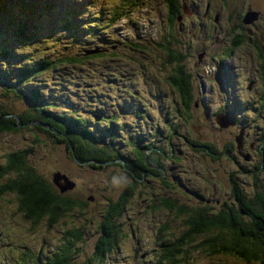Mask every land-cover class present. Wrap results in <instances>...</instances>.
Wrapping results in <instances>:
<instances>
[{
    "label": "rangeland",
    "instance_id": "374dc122",
    "mask_svg": "<svg viewBox=\"0 0 264 264\" xmlns=\"http://www.w3.org/2000/svg\"><path fill=\"white\" fill-rule=\"evenodd\" d=\"M250 1L255 2V0ZM256 1L260 2V0ZM241 2L242 0H228L226 2L227 7L220 10L221 6L218 0H186L185 7L191 10V13L183 12L182 20L177 21L174 26L175 37L185 44V50L191 55L190 66L198 76L200 72L201 77L204 78H201L203 83L200 88L201 105H203L205 99L213 96L210 94L211 90L207 86L209 84L214 86L215 94L218 93L219 87H221L223 90L222 97L224 96L223 70H217L218 72L212 73L214 68L210 69V50L212 48V50L220 52L233 39V33L228 30L234 24V20L237 19L236 11L240 9L242 11L243 9L241 8ZM82 3V6L77 8L78 11L75 19L68 27H65V23L60 18L58 10L53 11L52 8L43 9V3L38 1H35V4L41 8L34 11L33 15H26L22 11L19 2L8 5L6 11L0 14V50H9L12 53L10 57L2 58L0 56V74L4 73L3 69H5L8 73L11 72L12 75H15L16 70L20 69H16L17 66L34 63L42 57L55 59L61 63L56 70L51 69L30 81L26 80L19 83V91L29 98L33 96L32 90H35L34 88L40 89L41 93L38 96V100L44 99V103L53 104L54 109L52 110L59 112L61 115L59 122L63 121L62 114H70V107L73 106L80 110L79 114L82 117L86 120L88 119V111H91L93 106L92 104L90 107L89 103L93 102H90L87 97L88 92L91 91L87 90L86 85L89 83L93 84V99H97L96 93L103 91V79L97 73L103 71L106 65L104 59L90 60L81 66L66 64L65 60H61L65 57H79L78 55H81L84 49L100 47L106 43L116 44L115 49L108 52L111 55V61H113L111 64L113 73L118 70L122 74L132 75L131 81L146 80L149 82L153 75L156 74L157 77L164 78L167 71V65L162 63V53L155 46L160 43V32L164 20L163 0H143L137 8L133 9V19L131 21L120 19L115 22L114 27L108 28L105 24L108 23L110 9L118 4V0H82ZM207 5H209V13L204 17V8ZM216 14H218V21L213 22V17ZM18 20H25V23L30 26L39 27V30H35L34 36L30 39H22L10 28ZM150 22H153V25ZM262 23H256L252 26V32L257 37V44L261 46H263L261 41L264 40V35H262L264 26H262ZM132 26L135 28H132ZM117 28L120 29L119 32ZM245 28L248 31L251 30V28H247L246 26ZM141 36L145 37L146 40H141ZM131 41H138L137 44L144 45V50H130L129 43ZM154 43L156 44L152 45ZM203 51H205V55L203 63H201L200 59ZM121 53L125 56H121ZM252 54V48L245 43L238 49L235 55V63L237 64L235 70L242 71L245 86L257 74V64L250 56ZM138 60L145 63V65L147 64L148 68L145 70L138 68L140 66ZM126 78H129V76ZM198 83H200V78H198ZM8 84L12 85V83ZM135 89L139 91L140 96L137 99L141 100V102L154 103L150 94L151 88L148 84L146 93L142 92V89L139 87ZM117 93L122 94V89L119 91L112 90L113 95ZM245 94L248 99L253 100L257 95V88L254 87L250 91L247 90ZM15 96L12 94L10 99L3 100V102L5 103V109L18 115L19 111L26 107V105L28 106V104L19 98L17 99ZM126 98L128 99L129 97ZM214 98L215 95L213 96ZM214 100L217 102L221 101L220 99ZM128 103L125 102L123 104ZM213 108H215L214 104H212L211 110H205L204 107H200L194 111L192 109L189 124L185 126L182 118L178 115L173 114L169 118L174 132L171 140L175 149L173 148L172 153L170 148L169 151H166L164 148L165 145L169 147L165 135L161 133L156 124H152V132L155 131L153 135L157 134V130L160 134L158 137L164 148L162 156L169 157L172 155L173 157H180L182 159L180 164L174 165L171 171L173 170V173H177V177L182 179L181 187L187 192V195L175 194L179 196V200L185 205H199L195 196L197 193L210 197V202H207L208 204L215 205L219 200L222 201L221 198L224 196V191L217 192V188L219 189L224 183H227L228 175L234 169L233 164L226 159H222L215 164L209 163L206 155L197 153L192 145L178 138L180 134H187L185 131L188 129L190 140L197 139V130H199L200 137L203 140L213 142V140L217 139L218 134L214 120L206 118V114L211 113ZM244 112L249 116L253 114L250 111ZM253 112L255 111L253 110ZM117 114L120 116L119 112ZM163 118L159 114L158 120ZM259 120L262 121L261 119ZM67 123L72 128L73 123H70V121H67ZM31 124L41 126L38 121H33ZM229 126H232V124L226 127ZM249 134V137L254 140L255 131L250 130ZM35 135L41 139L40 143L33 141ZM119 136L124 142H121L117 138L121 155V159L117 163L124 166L126 164L125 158L128 155L125 151V147L128 144V131L124 130L120 132ZM65 138L67 136H64L61 132L58 135L51 132L49 137L48 134L45 136L43 130L39 131L34 127L22 128L17 134H0V165L3 164V156L6 153L27 149L25 156L27 165H30L38 174L43 175L47 181L52 182L54 179L56 180V177L57 181H62L59 180L57 172L67 175L74 184L66 190L74 195L76 194L79 198H81L80 195L84 194L87 201H90L92 195L95 196L96 194L99 195L101 200L102 198L104 200V196L113 195V189L117 188L107 186L105 191L103 187L108 183V181L106 182L108 178L107 173L115 172L114 170L117 167H114V165H103L105 168L101 169L100 174H96L92 168L87 166L88 164H85L84 170L81 169L80 166L74 165L73 160L65 153ZM109 138L110 136L105 141H109ZM99 145L105 149H109L108 143L105 145L99 143ZM176 151H180V154ZM253 155L254 158L245 156L243 161H238L239 166L245 165L246 167L244 166V168L252 167L253 162H258V157L255 154ZM198 160L201 161L200 164L197 162ZM214 165L223 168L221 174L211 168ZM161 171L164 173V170ZM248 171L245 174H238L236 179L245 196L252 197L249 179L253 178L256 170L252 169ZM169 172L170 170L167 169V173ZM162 173H159L158 176H161ZM220 175H223V178H220ZM259 177L263 181L264 173H261ZM114 178L118 181L117 175L112 176L109 181L112 182ZM170 180L172 183L177 184L173 178L170 177ZM152 184L153 181L149 183V186ZM174 188L176 187L174 186ZM147 193H150V191L148 190ZM133 202L135 204L129 210L130 215H124L123 219L116 220L115 224L121 228V232L128 233L129 237L118 239L116 248L105 255L104 264H146L145 261L139 258L140 253H147V256L150 257L155 256L159 252V250L157 251L158 243L156 239L157 241L160 240L157 236L158 234H154L156 233L155 222L161 221V223L169 224L172 232L177 227L180 228L179 224L182 220H172L159 211L147 219L146 215L142 213V207L136 201L133 200ZM98 204L102 205L101 202H91V204L88 202V209L86 206L83 209L77 207L70 210L74 216L65 215L61 211L62 215L58 220L59 222H53L50 227L45 226L41 222L34 231H31L30 223L16 210L15 196L12 194L1 196L0 232L11 243V248L8 250L0 248V260L2 255H15L24 247L36 252L43 241L49 243L50 249L51 246L57 243L56 238L59 230H63L65 233L75 224L78 225L79 231L83 233L85 229L84 223L86 224L85 226L90 228L91 232L82 234L83 241L81 247L83 255L77 258L80 261L86 259L93 253L95 240L97 241V238L100 236L98 232H95V227L100 230V225H98V221L96 220L101 217V207ZM231 205L234 206V203L231 202ZM102 207L104 208V205ZM217 208L222 209L223 206H217ZM57 222L58 224H56ZM5 232L9 233L10 236L5 234ZM170 256L173 257V255ZM173 260H181L179 264H244L240 260L239 263L224 256L210 257L207 252L199 250H191L185 257L178 255L173 257ZM89 261H91L89 264H98V260ZM159 264L170 263L161 260Z\"/></svg>",
    "mask_w": 264,
    "mask_h": 264
},
{
    "label": "trees",
    "instance_id": "16d2710c",
    "mask_svg": "<svg viewBox=\"0 0 264 264\" xmlns=\"http://www.w3.org/2000/svg\"><path fill=\"white\" fill-rule=\"evenodd\" d=\"M35 1L38 0H0V14H3L7 6L14 2H19L21 8L26 10L27 13H32L36 8ZM218 1L221 8L227 7L226 2L228 0ZM142 2L143 0H132L131 8L138 7ZM163 2L165 20L164 27L160 32V43L152 45L156 44L155 46L159 48L163 56L162 63L167 65L164 80L166 79V83H169L167 84L174 91L175 99L179 101L177 113L184 121L185 126L189 124L193 107L189 98H193L195 95V83L198 77V74L188 64L191 62V55L185 51V48H182L181 41L175 37L174 33V26L177 21L182 20L179 16H182L186 0H163ZM48 5L53 8L56 7V4L52 1ZM238 12L240 15L234 20L237 27L232 26L233 29L231 30L234 35L233 39L219 53L211 55L210 59L218 61L220 56L227 59L231 56L234 48H240L245 43L255 49L256 70L258 72L254 75V78L262 83L259 101L261 106L264 107V48L257 44L256 35L245 29L242 20L245 13ZM64 16L66 20L71 21L73 19L67 13ZM261 22L264 23V20ZM65 27H68V24ZM10 28L22 39H30L34 36V31L39 30V27L30 26L25 23V20L17 21ZM144 48V45H129V49L132 51H142ZM11 55L12 53L9 50H0L2 58ZM103 55L104 53L95 57H87L83 54L78 55L79 57L64 56L65 58L61 60H65L66 64L77 66L83 65L93 58H100L105 61L111 60L110 58H102ZM121 56L125 55L121 53ZM138 62L146 69L148 68L147 64L145 65L140 60ZM60 64L55 59L42 57L34 63L17 66L16 69H20L16 70L15 75L3 69L4 73L0 74V134H17L22 128L29 127H34L39 131L43 130L44 135L48 134V137L51 132L57 135L61 132L64 136H67L65 138V153L73 160L74 165L80 166L84 170L85 164H88L87 166L92 168L96 174H100L101 169L105 168L103 165L110 163L120 154L117 138L121 142L124 141L120 138L119 133H112L108 139L109 141L106 142L103 135L91 132V128L87 124L89 117L87 120L82 117L79 114L80 110L76 107H70V114H62L63 121L59 122L61 115L48 111L54 109L53 104L44 103V99L38 100L41 93L40 89L34 88L31 98L19 91V83L26 80L30 81L51 69L56 70ZM8 83H12V85L10 86ZM12 94L28 104L19 111L18 115L5 109L3 100L10 99ZM33 121L40 122L41 126L31 124ZM67 121L73 123V129ZM261 127V138L257 141L256 151L258 162H253L250 168H244L245 165L239 166L238 161L240 162L242 159L232 150L230 144H226L220 149V145L215 143L214 140L208 142L197 139L191 143L196 146L194 150L197 153L207 156L209 163L215 164L222 159H226L233 164L234 169L228 175L227 183H224L221 188H217V192L224 191V196L221 198L222 201H216L215 205L208 204L210 197L201 193L195 195L199 205L181 203L179 196L175 193L186 195L179 191L183 190L181 187L182 179L177 177V173H172L170 177L177 184L172 183L170 178L164 180L158 176L159 173H162L158 168L165 163L179 165L182 159L180 157H164L161 153L149 157L145 155L144 151L137 150L134 147L136 142L128 141L129 145L127 144L125 147L128 155L125 158L126 164L123 167L125 170L128 168L133 170L128 178L130 183H127L124 187H115L113 181H109L112 175L107 174L106 182L108 181V183L104 185V190L106 191L107 186L117 189H113V195L104 196V200L103 198L101 200L97 194L92 195L90 201H87L84 194L80 195L81 198H79L69 191L60 192L53 181H47L43 175L38 174L30 165H27L25 159L27 149L6 153L3 156V164L0 165V197L11 194L15 196L16 210L30 223L31 231H34L41 222L50 227L53 222L59 220L62 215L61 211L65 215L74 216L70 210L77 207L83 209L86 206L88 209V202L90 204L91 202H101L102 204H98L101 207V217L96 219L98 225H100V230L95 227V232H98L100 236L97 241L95 240L94 251L89 257L82 261L77 258L83 255L81 247L82 234L91 232L90 228L85 226L84 223L83 233L79 231L78 225L75 224L65 233L63 230L58 229L59 246L55 247L50 259H47L48 261L41 263L42 257L35 252L27 251L26 255L29 261L23 259V262L25 264H89L91 262L89 260H98L97 263H100L106 252L113 251L116 248L118 239L129 237L128 233L121 232V228L115 224L116 220L123 219L124 215H130L129 210L134 206V200L142 207V213L146 215L147 219L159 211L172 220H182L179 224L180 228L177 227L174 232L171 231L169 224L161 223V221L155 222L156 233L154 234H158L160 241L156 239V242L160 245V250L150 260L155 261L157 264L161 260L179 264L181 260H173V257L178 255L185 257L191 250L205 251L208 255L224 256L238 262L240 260L244 264H264V180L261 181L259 177L261 173H264V122H261ZM33 141L40 143L41 139L35 135ZM99 143L103 145L108 143L109 149L103 148ZM229 150L233 151L236 159L231 160L224 155ZM249 156L254 158L251 151H249ZM197 162L201 163L199 160ZM119 166L122 168V164L119 163ZM133 167H135V170ZM211 168L219 174L223 169L218 165ZM247 169L256 170L253 178L249 179L252 197L245 196L236 179L238 174L249 172ZM117 178L119 181L120 177L117 176ZM220 178H223V175H220ZM152 181L153 184L149 186ZM120 182L123 183V181ZM148 190L150 193H147ZM231 202L234 203V206L231 205ZM217 206H223V208L219 209ZM170 255H173V257Z\"/></svg>",
    "mask_w": 264,
    "mask_h": 264
},
{
    "label": "flooded vegetation",
    "instance_id": "af4514ba",
    "mask_svg": "<svg viewBox=\"0 0 264 264\" xmlns=\"http://www.w3.org/2000/svg\"><path fill=\"white\" fill-rule=\"evenodd\" d=\"M260 2H257L256 0L255 2H251L250 0H242L241 8L243 9L242 11L241 9L238 10L241 13H245L244 18L242 19L243 24L247 28H251L250 31H248L246 28L245 29L252 34H253L252 26L256 23L257 24L261 23V21L264 20V0H260ZM183 7H184L183 10L184 13L185 12H187L188 14L191 13V10L186 9L185 4ZM163 9H164V4H163ZM223 9L225 8L222 7L220 10ZM238 11H236V16H237L236 18H238L240 15ZM163 13H165V10L163 11ZM208 13H209V5H207L204 8L203 16L205 17ZM179 18H182V16L180 15ZM164 20H165V15H164ZM164 20L162 22V27H164ZM213 21L214 22L218 21V14L214 15ZM232 26L237 27V25L233 24L231 25L228 31H231L233 29ZM262 26H264V23H262ZM262 35H264V31ZM261 42L263 46L261 45L260 46L264 48V40ZM181 46L183 49L185 48L183 43ZM238 49L239 48H234V50H232L231 52V56L227 59L218 56L219 57V58L217 57L218 61L215 60L210 61V69L212 70L214 68V70H212V73L218 72L221 69L223 70V78H224L223 86L225 88L223 97H222L223 90L221 87H219L218 93L215 94L214 86L212 84L207 85L211 90L210 94L213 96L215 95L214 99H220L221 101L217 102L213 99V96H210L211 98L205 99L203 101V105H201L200 88L201 85H203V83L201 81L200 72H199L200 77L199 76L197 77L195 83L196 85L195 95L193 98H189V99L192 102L193 111L195 109H199L200 107H204L207 110L208 109L211 110L212 104L215 105V108H213L211 113L206 114V118L213 119L216 125V132L218 134V138L215 139L214 142L220 145V149L226 144H230L232 146V150L235 151L236 154H238L239 157L243 160L245 156L246 157L249 156V151H251L253 154L256 155L257 141L261 138V131H262L261 122H264V107L261 106L259 101L262 90V83L253 77L252 79H254V81L250 79L245 86L244 79L242 76V71L235 70L237 66V64L235 63V55ZM185 51L189 53L187 50ZM214 53H219V52L214 51L211 48L209 57H211V55H213ZM252 53L253 54L250 56L254 61H256L255 49L253 48H252ZM204 55H205V51L202 52V57L200 59L201 63H203ZM107 57L110 58V56ZM101 76L104 82V89H103L104 92H109L112 90L119 91V89H123L122 93H124V91H127V93H131L130 98H132V103H128V104L119 103L118 102L119 97L125 96L124 94H119V93H117L115 102L109 103L106 99H103L102 110L88 111L90 115L95 113L101 115V119L98 121H92V122L89 120L87 121V124H89V127L91 128V129L89 128L91 132L93 134L103 135L105 140L109 136H111L112 133H120L123 132L124 130H127L128 141L136 142L134 144V147H136L137 150L144 151L145 155L149 157L157 156L158 153L162 154V150H164V148L166 149V151L170 148L172 153L174 147L172 145L171 137L174 135V132L172 126L170 125L169 118H171L173 114L178 115L177 107L179 105V101L175 99L174 91L170 89L168 85L169 83L168 82H167L168 84L166 83V79L164 80V78L157 77L156 74L153 75V77L149 80V82L146 80L131 81L130 78H126L127 83L120 85L119 75H117L116 72L113 73L112 70H110V68H108L106 72L101 73ZM121 77H124V74ZM198 78H200V83H198ZM225 79L227 80L225 81ZM147 84L151 88L150 93L154 103H143L141 102V100L139 99L135 100L133 98V96L139 97V91L136 90L135 88L139 87L142 89V92L146 93ZM88 86L90 89L92 84H89ZM254 87L257 88V95L253 100L248 99L245 92H247V90L250 91ZM108 100H110V97H108ZM253 110L255 112H253ZM48 111L53 113H59L56 112L55 110H48ZM244 111H250L253 114L252 116H249ZM117 112H119L120 116H118ZM159 114L164 118L158 120ZM259 119H261L262 121H260ZM152 124H156L159 127L161 133L165 135V139L169 147H167L166 145L164 146V148L162 147L161 141L158 137L160 135L158 130L156 131L157 134H155V136L153 135V132L155 133V131L152 132ZM231 124L232 126L226 127L227 125H231ZM250 130L255 131L256 133L254 140L249 137ZM185 132L187 134H180V138L183 139L188 144L193 143L195 140L189 139V130L186 129ZM238 136L239 138H237ZM197 139L198 140L201 139L199 130L197 131ZM252 142L253 144L256 145H253ZM191 145L194 148H196L195 145L193 144ZM232 150L226 151L224 153V155L229 157L231 160L236 159ZM176 152L180 154L179 151ZM169 157L175 158L172 155H170ZM119 159H121L120 154L117 155L114 160H112L113 162L111 161L110 163H106L105 165L107 166L114 165V167H117L115 170L113 169L116 172H112V173L110 172L107 174H111L112 176L115 175L119 176L120 177L119 182L123 181L124 183L122 177L126 176L127 178H129L130 172L132 173L133 170L130 168L125 170L123 165L121 168L119 166V163H117ZM133 168L135 170V167ZM173 168H174V164L165 163L163 166H160L158 169L164 170V173H162L160 177L163 178L164 180H168V178H170V175H172L173 173V170L171 171V169ZM167 169L170 170L169 173H167Z\"/></svg>",
    "mask_w": 264,
    "mask_h": 264
},
{
    "label": "water",
    "instance_id": "95a60500",
    "mask_svg": "<svg viewBox=\"0 0 264 264\" xmlns=\"http://www.w3.org/2000/svg\"><path fill=\"white\" fill-rule=\"evenodd\" d=\"M59 175V180H62L64 182V184H61L59 181H57V177L56 180L54 179V183L59 187V189L61 190V192L65 191L66 189H68V187H70L72 184H74L69 178H67L65 175L58 173ZM54 175V174H53ZM56 176V175H55Z\"/></svg>",
    "mask_w": 264,
    "mask_h": 264
},
{
    "label": "clouds",
    "instance_id": "9594fccd",
    "mask_svg": "<svg viewBox=\"0 0 264 264\" xmlns=\"http://www.w3.org/2000/svg\"><path fill=\"white\" fill-rule=\"evenodd\" d=\"M205 110H207L206 108H205ZM225 128V127H224ZM198 131V130H197ZM238 141V140H237ZM66 176V175H65ZM67 177V176H66ZM122 179L124 180V184H121L119 181H117L115 178L113 179V185L115 186V187H124V186H126L127 185V183H130V180L125 176V177H122ZM60 183L61 184H64V182L63 181H60ZM74 183V182H73ZM179 190V189H178ZM65 191H68V190H65ZM65 191H63V192H65ZM179 191H181V192H183V193H185L186 195H187V192L185 191V190H179ZM60 192H61V190H60ZM197 204H199V203H197ZM158 250H160V245H158Z\"/></svg>",
    "mask_w": 264,
    "mask_h": 264
}]
</instances>
